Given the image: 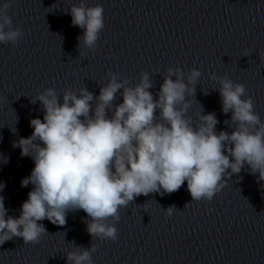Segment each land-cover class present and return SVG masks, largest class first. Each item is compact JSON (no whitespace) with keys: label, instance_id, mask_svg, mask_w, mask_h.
<instances>
[{"label":"clouds","instance_id":"clouds-1","mask_svg":"<svg viewBox=\"0 0 264 264\" xmlns=\"http://www.w3.org/2000/svg\"><path fill=\"white\" fill-rule=\"evenodd\" d=\"M9 6H0V43L16 44L24 33L20 26L13 28ZM70 15L72 25L84 30L78 37L79 47L94 50L105 26L103 7L87 6L81 0L70 7ZM201 75L197 68L187 76L178 67L170 68L158 99L148 91L152 83L147 73L135 87L111 73L95 98L86 88L79 95L65 90L62 102L53 88L38 94L32 102L42 104L43 120L31 119L32 134L14 143L22 156L34 161L31 174L21 180L22 187L31 184L33 188L18 218L7 215L0 196V245L14 237H22L24 244L39 243L48 233L38 222L47 219L63 226L69 210L87 214L92 238L115 241L119 209L140 195L171 194L186 181L192 201H210L224 187V177L240 173L245 164L264 181V121L254 111L252 98H243V84L212 74L220 84L222 111L231 112L236 125L230 134L217 133L215 113L202 114L201 109L195 124L186 115L190 107L186 95L195 94ZM121 89L123 102L114 105ZM3 188L0 183V191ZM174 210V205L169 206L166 215L171 217ZM73 246L66 264H92L93 245L89 249Z\"/></svg>","mask_w":264,"mask_h":264}]
</instances>
